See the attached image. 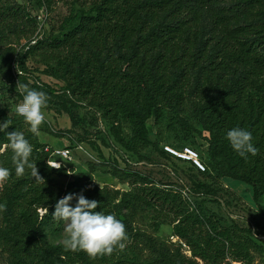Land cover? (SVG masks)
Here are the masks:
<instances>
[{
	"label": "trees",
	"instance_id": "trees-1",
	"mask_svg": "<svg viewBox=\"0 0 264 264\" xmlns=\"http://www.w3.org/2000/svg\"><path fill=\"white\" fill-rule=\"evenodd\" d=\"M28 1L41 5L51 0ZM24 16L34 33L36 17L16 2L0 0V30L18 28ZM33 41L17 60L18 71L25 74L24 61L34 57L43 75L64 82L59 90L72 98L74 107L95 106L114 139L128 150L152 146L161 156L173 155L160 150L156 135L148 132L146 122L152 117L156 134H161L164 119L167 130L196 132L207 141L210 171L221 180L251 186L253 202L264 216V0H69L68 13L55 32L37 34ZM25 75L43 92H55L38 77ZM188 112L195 126L184 118ZM6 119L12 121L6 131L23 132L33 146L30 161L39 176L28 167L17 175L0 133V167L10 172L0 186V204L5 206L0 211L3 264H200L195 257L203 264H223L227 258L249 264L252 251H262L254 238L261 231L222 219L210 218L206 234H194L198 220L181 193L156 188L148 177L116 167V174L133 179L132 189L93 184L82 194L99 202L95 211L112 214L124 224L123 249L116 246L111 255L92 258L84 251L49 244L41 226L53 219L63 191L55 177L65 176L66 170L47 163L50 152L43 150L38 133L29 131L16 110L11 114L7 106L0 108V123ZM123 123L132 129L130 140L122 135ZM235 127L252 133L257 155L244 158L233 151L226 132ZM175 157L196 177L189 188L184 186L191 196L215 195L204 170L191 159ZM152 199L178 217L173 234L189 246L192 258L133 227ZM46 208L47 214L41 213Z\"/></svg>",
	"mask_w": 264,
	"mask_h": 264
},
{
	"label": "rangeland",
	"instance_id": "rangeland-1",
	"mask_svg": "<svg viewBox=\"0 0 264 264\" xmlns=\"http://www.w3.org/2000/svg\"><path fill=\"white\" fill-rule=\"evenodd\" d=\"M10 1L20 4L26 11L28 10L30 16L36 17L38 26L36 31L31 33L29 21L24 16L18 21L20 22L18 28L3 27L0 30V108L7 106L11 114L15 112L17 105L23 100L22 85L42 91L34 85L36 83L32 77H26L25 74L36 76L41 83L54 88V93L44 92L47 104L42 108L45 119L39 127L38 140L43 150L50 152L47 162H57L61 165L60 168L66 170L65 176L55 177L63 188L60 198L69 193L82 194L93 184L100 188L129 191L133 187L131 184L133 179L116 174L113 168H120L128 173L137 172L153 181L156 188L179 192L188 200L189 211L194 219L198 220L195 223L194 234L204 236L210 218L216 222L222 219L227 224L251 228L254 232L261 231V234L254 235V238L263 249L258 252L252 251V261L249 264H264V216L253 202L251 186L230 178L221 180L210 171L206 166L209 163L208 144L201 135L196 132L189 134L178 128L167 130L165 119L161 126V134H156L157 126L154 118H150L146 122V127L150 134L156 135L158 148L162 151L165 147L179 151H183L184 148L192 150L197 156L195 160L202 167H199L194 160H190L191 163L204 170L206 176L212 180L211 187L215 195L194 198L184 188V186L189 188L196 181L193 174L184 171L187 165L185 162L165 152V156H161L152 146H135L134 151L124 148L110 133V124L101 117L100 111L92 105L74 107L72 98L59 90L64 82L43 75L40 72L43 67L34 57L24 61L23 67L26 73L19 72L17 60L20 55L37 34L47 36L55 32L62 18L68 13L69 0H51L48 3L42 1L41 5L30 3L28 0ZM80 7L82 6L79 4L75 5V8ZM83 7L88 8L89 5ZM184 118L188 124L195 126V118L191 112H188ZM122 135L125 140H130L133 136L132 129L127 123L122 124ZM180 159L189 160L181 157ZM79 173H86L87 176L79 178ZM147 199L150 200V197ZM70 204L74 207L76 200L73 199ZM262 207L264 209V194ZM41 213H46V210H41ZM177 218L165 205L152 199L151 206L139 212L133 227L164 242L172 250L177 248L183 256L192 258L189 246L183 239L173 234V226L177 222L174 220ZM65 226V222L55 219L43 224L41 232L45 241L65 248L63 244ZM195 259L203 264L199 258L195 257ZM0 264H3L2 257ZM223 264L247 263L227 258Z\"/></svg>",
	"mask_w": 264,
	"mask_h": 264
},
{
	"label": "clouds",
	"instance_id": "clouds-1",
	"mask_svg": "<svg viewBox=\"0 0 264 264\" xmlns=\"http://www.w3.org/2000/svg\"><path fill=\"white\" fill-rule=\"evenodd\" d=\"M21 95L23 100L17 105L16 114L22 116L29 125V131L36 134L45 119L42 108L47 104L46 94L22 85ZM9 125H12L9 119L0 123V133H4L6 137L5 147L11 150L17 175H22L25 167H28L33 176H39L35 162L30 161L33 146L23 132L6 131ZM226 139L233 151L241 157L246 158L249 154L255 156L258 153V149L252 143V133L248 130L232 128L226 132ZM51 167L60 168L61 165L56 162ZM9 175V169L0 167V182L7 180ZM73 199L76 200L74 207L70 204ZM98 203L97 200H89L83 194L76 193L66 194L57 200L51 216L57 221L65 222L63 244L67 250L84 251L95 258L111 255L116 246L123 249L122 241L127 238L124 224L112 214L95 211ZM4 208L5 206L0 204V211ZM45 214H47V208Z\"/></svg>",
	"mask_w": 264,
	"mask_h": 264
},
{
	"label": "built area",
	"instance_id": "built-area-1",
	"mask_svg": "<svg viewBox=\"0 0 264 264\" xmlns=\"http://www.w3.org/2000/svg\"><path fill=\"white\" fill-rule=\"evenodd\" d=\"M31 43H33V40L31 41ZM165 149L167 151H169L170 153H172L173 155H175V156H178V157H181V158H187V159L194 160L199 167H202L200 165V163L197 162V160H195L196 157H197L196 156V153H194L192 150H190L188 148H184L183 151L175 150V149L170 148V147H165ZM57 153H59V151ZM47 163H49L51 165H54L55 162L49 161Z\"/></svg>",
	"mask_w": 264,
	"mask_h": 264
},
{
	"label": "bare ground",
	"instance_id": "bare-ground-1",
	"mask_svg": "<svg viewBox=\"0 0 264 264\" xmlns=\"http://www.w3.org/2000/svg\"><path fill=\"white\" fill-rule=\"evenodd\" d=\"M54 165H55V163H54Z\"/></svg>",
	"mask_w": 264,
	"mask_h": 264
}]
</instances>
